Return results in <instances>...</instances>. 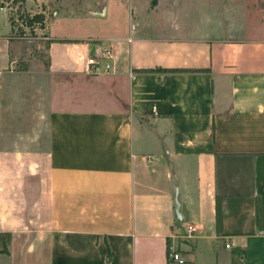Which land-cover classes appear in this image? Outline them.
Wrapping results in <instances>:
<instances>
[{
  "label": "crops",
  "instance_id": "crops-1",
  "mask_svg": "<svg viewBox=\"0 0 264 264\" xmlns=\"http://www.w3.org/2000/svg\"><path fill=\"white\" fill-rule=\"evenodd\" d=\"M130 1L51 36L44 122L0 7V264H264V0Z\"/></svg>",
  "mask_w": 264,
  "mask_h": 264
},
{
  "label": "rangeland",
  "instance_id": "rangeland-1",
  "mask_svg": "<svg viewBox=\"0 0 264 264\" xmlns=\"http://www.w3.org/2000/svg\"><path fill=\"white\" fill-rule=\"evenodd\" d=\"M216 2L220 0H215ZM130 0H10L4 1L6 7L13 15L16 22L14 28V48L15 59L14 68L16 70H28L23 72L21 80H35L38 84L37 102L35 104L38 119L44 118L50 109L49 103L44 93L45 81L53 78L47 72L50 65L49 44L51 36H88L98 33L108 34L114 23L125 26L131 11ZM189 0H181L187 3ZM106 3L109 13L106 16L94 14L93 9L101 8ZM161 12L172 11V8L161 7L155 9ZM182 6L176 7L174 11L179 12ZM43 12L45 20L43 24L36 23L27 26L21 16L27 13L35 14ZM9 12L0 11V33L5 32L8 27ZM52 29V30H51ZM57 80V79H56ZM179 198H176V206Z\"/></svg>",
  "mask_w": 264,
  "mask_h": 264
},
{
  "label": "built area",
  "instance_id": "built-area-1",
  "mask_svg": "<svg viewBox=\"0 0 264 264\" xmlns=\"http://www.w3.org/2000/svg\"><path fill=\"white\" fill-rule=\"evenodd\" d=\"M115 58L114 48L110 46L102 47L97 54L90 55L87 58L86 72L87 73H104L107 74L112 69V59ZM196 229L194 224H189L187 229V236H192V233ZM232 243L228 241L226 243L227 247H231ZM170 258L172 260H177L179 262H185V259L181 254L171 247L169 252Z\"/></svg>",
  "mask_w": 264,
  "mask_h": 264
},
{
  "label": "trees",
  "instance_id": "trees-1",
  "mask_svg": "<svg viewBox=\"0 0 264 264\" xmlns=\"http://www.w3.org/2000/svg\"><path fill=\"white\" fill-rule=\"evenodd\" d=\"M4 1L10 0H0V7H6ZM23 22L27 26H33L36 23L43 24L45 20V15L43 12H37L35 14L27 13L24 16H21ZM10 22L12 24V38L14 39L15 35L13 33L14 28L16 27V22L13 15L10 13ZM10 234L9 233H0V250L7 251V242H9Z\"/></svg>",
  "mask_w": 264,
  "mask_h": 264
},
{
  "label": "water",
  "instance_id": "water-1",
  "mask_svg": "<svg viewBox=\"0 0 264 264\" xmlns=\"http://www.w3.org/2000/svg\"><path fill=\"white\" fill-rule=\"evenodd\" d=\"M177 213H178V217L181 219L182 216H181V214H180V203H179V202H178V204H177Z\"/></svg>",
  "mask_w": 264,
  "mask_h": 264
}]
</instances>
